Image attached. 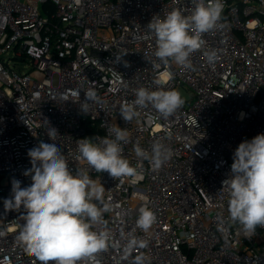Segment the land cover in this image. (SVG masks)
I'll use <instances>...</instances> for the list:
<instances>
[{
	"label": "built area",
	"instance_id": "obj_1",
	"mask_svg": "<svg viewBox=\"0 0 264 264\" xmlns=\"http://www.w3.org/2000/svg\"><path fill=\"white\" fill-rule=\"evenodd\" d=\"M221 2L216 27L182 68L155 58L146 26L173 9L191 14L194 0H0V264H40L17 240L25 210L5 211L4 200L13 179L31 184L28 150L53 142L51 126L69 168L87 169L105 188L108 211L93 230L110 240L98 264H264V227L246 234L232 223L222 189L235 149L264 133V0ZM206 50L217 52L214 63ZM140 88L179 91L184 104L167 118L138 109L125 122L120 107ZM114 126L128 132L122 155L134 176L77 159L78 140L114 138ZM155 143L171 150L158 169L134 151L151 153ZM144 206L155 215L147 232L137 225ZM133 239L146 246L130 247Z\"/></svg>",
	"mask_w": 264,
	"mask_h": 264
},
{
	"label": "clouds",
	"instance_id": "obj_2",
	"mask_svg": "<svg viewBox=\"0 0 264 264\" xmlns=\"http://www.w3.org/2000/svg\"><path fill=\"white\" fill-rule=\"evenodd\" d=\"M221 0H194V8L189 15L173 9L163 18L154 16L148 23L151 37L155 39V58L162 62H174L182 68L191 67V55L204 47L203 34L213 30L222 12ZM203 55L212 64L217 59L215 50H206ZM81 109L95 94H85ZM184 104L176 90L136 91L133 102L120 107V116L125 122L139 115L138 109H154L167 118ZM53 141H40L28 150L31 167L24 172L31 177V184L21 187L19 180L13 179L11 197L4 200L5 211L25 210L21 215L23 225L17 240L34 255L40 264H78L88 260L98 264L95 254L105 250L110 240L108 231H94L103 213L105 188L90 177L87 169L71 170L55 142L59 133L51 126L46 132ZM114 138L95 137L78 140L77 159L83 160L96 172H107L111 177L134 176L137 169L122 155L121 142H127L128 132L119 126L109 129ZM136 156L147 159L160 168L171 156V150L161 143L152 146L151 153L136 145ZM222 189L228 194L229 220L242 227L246 234H254L258 226L264 227V133L251 140L242 141L233 153V163L227 179L222 181ZM103 205V206H101ZM155 221L153 211L147 206L139 209L137 225L145 232ZM218 230L226 231L224 221ZM0 232V235H3ZM145 247V241H130L129 246Z\"/></svg>",
	"mask_w": 264,
	"mask_h": 264
},
{
	"label": "rangeland",
	"instance_id": "obj_3",
	"mask_svg": "<svg viewBox=\"0 0 264 264\" xmlns=\"http://www.w3.org/2000/svg\"><path fill=\"white\" fill-rule=\"evenodd\" d=\"M182 94H184L186 98H188L190 95L189 92H187L186 90H182Z\"/></svg>",
	"mask_w": 264,
	"mask_h": 264
},
{
	"label": "trees",
	"instance_id": "obj_4",
	"mask_svg": "<svg viewBox=\"0 0 264 264\" xmlns=\"http://www.w3.org/2000/svg\"><path fill=\"white\" fill-rule=\"evenodd\" d=\"M48 5H50V4H48Z\"/></svg>",
	"mask_w": 264,
	"mask_h": 264
}]
</instances>
